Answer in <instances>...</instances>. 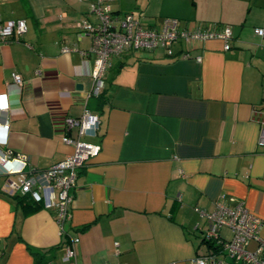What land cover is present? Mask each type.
<instances>
[{
  "label": "crops",
  "instance_id": "1",
  "mask_svg": "<svg viewBox=\"0 0 264 264\" xmlns=\"http://www.w3.org/2000/svg\"><path fill=\"white\" fill-rule=\"evenodd\" d=\"M90 3L0 0V23L26 25L0 41V97L9 106L0 112L9 125L0 152L21 156L29 174L72 155L64 137L100 147L77 172L62 232L54 209L4 194L16 177L0 168V264H194L211 255L208 264H242L203 241L200 211L242 203L263 222L264 240V151L252 120L264 106V37L253 33L264 29V0H114V12L146 27L228 25L232 36L229 50L212 39L179 41L170 55L111 57L100 96H92L93 39L77 28L96 23ZM86 111L99 119L95 138L68 127Z\"/></svg>",
  "mask_w": 264,
  "mask_h": 264
},
{
  "label": "built area",
  "instance_id": "2",
  "mask_svg": "<svg viewBox=\"0 0 264 264\" xmlns=\"http://www.w3.org/2000/svg\"><path fill=\"white\" fill-rule=\"evenodd\" d=\"M86 1V0H79ZM90 10L96 16V23L88 21L77 24L81 34L93 39L91 52L94 54L92 71V96H100L104 90L106 69L111 57L127 52L162 51L171 54V47L179 41H205L220 39L224 42V50H229V41L232 36L230 26L216 24L206 26L198 31L180 29L175 20H164L157 28L146 27L140 24L131 14L119 15L114 12V0H90ZM26 31L23 21H8L0 23V41H6L13 34L21 35ZM254 35L264 37V29L255 28ZM64 52L68 49H64ZM185 58H189L187 54ZM199 60V59H198ZM13 83L22 84L20 76L13 75ZM5 96L0 97V112H7L9 106ZM252 120L259 128L257 145L264 151V106L253 110ZM68 127L79 129V137L95 138L99 129V119L96 115L86 111L77 120L67 121ZM9 125L0 123V146L5 145L8 139ZM62 142L73 148L72 155L58 162L54 166L41 172L26 173V163L20 156L12 157L0 152V168L4 176L15 175L16 180L7 179L4 194L29 195L31 199L44 209L56 211V223L63 231L64 224L69 220V209L73 201L72 190L75 187L77 172L85 163L96 157L100 147L85 142L83 139L64 137ZM205 221L202 231L203 241L215 247L235 262L242 264H264V240L259 238L263 222L250 214L242 203L226 205L217 203L211 213L200 211ZM226 229L230 232L227 240L221 232ZM251 242L256 243L254 250H249ZM79 239L74 238L66 248L64 259L71 261L75 257V246ZM1 255V250H0ZM214 256H205L195 259L194 264L213 263ZM219 264H225L220 263Z\"/></svg>",
  "mask_w": 264,
  "mask_h": 264
},
{
  "label": "rangeland",
  "instance_id": "3",
  "mask_svg": "<svg viewBox=\"0 0 264 264\" xmlns=\"http://www.w3.org/2000/svg\"><path fill=\"white\" fill-rule=\"evenodd\" d=\"M122 13H124V12H122ZM222 232H223L227 237L229 236V233H230V232H229L228 230L223 229Z\"/></svg>",
  "mask_w": 264,
  "mask_h": 264
},
{
  "label": "trees",
  "instance_id": "4",
  "mask_svg": "<svg viewBox=\"0 0 264 264\" xmlns=\"http://www.w3.org/2000/svg\"><path fill=\"white\" fill-rule=\"evenodd\" d=\"M127 14H130V13H127ZM132 15V14H131ZM217 25V24H216ZM220 26H222V25H220ZM226 26H228V25H226Z\"/></svg>",
  "mask_w": 264,
  "mask_h": 264
},
{
  "label": "water",
  "instance_id": "5",
  "mask_svg": "<svg viewBox=\"0 0 264 264\" xmlns=\"http://www.w3.org/2000/svg\"><path fill=\"white\" fill-rule=\"evenodd\" d=\"M245 44H248L249 42H244Z\"/></svg>",
  "mask_w": 264,
  "mask_h": 264
}]
</instances>
